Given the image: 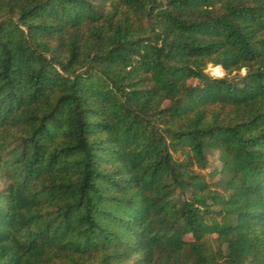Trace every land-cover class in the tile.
Instances as JSON below:
<instances>
[{
	"label": "trees",
	"instance_id": "obj_1",
	"mask_svg": "<svg viewBox=\"0 0 264 264\" xmlns=\"http://www.w3.org/2000/svg\"><path fill=\"white\" fill-rule=\"evenodd\" d=\"M0 264H264V0H0Z\"/></svg>",
	"mask_w": 264,
	"mask_h": 264
},
{
	"label": "rangeland",
	"instance_id": "obj_2",
	"mask_svg": "<svg viewBox=\"0 0 264 264\" xmlns=\"http://www.w3.org/2000/svg\"><path fill=\"white\" fill-rule=\"evenodd\" d=\"M206 72L209 75H211L212 77H224L225 76V71L220 66L209 65ZM244 73H245V71H242V74H244ZM209 158H210V168L204 172L206 174H209L215 168L220 167L219 158H218V155L216 153H210ZM217 179H218V177L215 178V180H217Z\"/></svg>",
	"mask_w": 264,
	"mask_h": 264
}]
</instances>
